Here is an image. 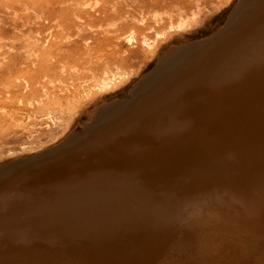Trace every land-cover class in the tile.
Segmentation results:
<instances>
[{
    "label": "bare ground",
    "instance_id": "1",
    "mask_svg": "<svg viewBox=\"0 0 264 264\" xmlns=\"http://www.w3.org/2000/svg\"><path fill=\"white\" fill-rule=\"evenodd\" d=\"M239 1L214 37L164 51L130 97L98 109L85 131L0 165V264H264V0ZM203 9L166 30L195 27ZM14 29L30 62L38 41ZM56 67H45L49 86L32 85L36 99L12 93L11 125L29 133L7 154L55 140L79 95L126 75L104 66L62 81Z\"/></svg>",
    "mask_w": 264,
    "mask_h": 264
},
{
    "label": "rangeland",
    "instance_id": "2",
    "mask_svg": "<svg viewBox=\"0 0 264 264\" xmlns=\"http://www.w3.org/2000/svg\"><path fill=\"white\" fill-rule=\"evenodd\" d=\"M239 2V0H230V2L226 0H0V47H2L0 52L2 54L6 52L4 55L0 53V61H2L0 62V165L24 161L25 158H31L29 154H32V157L36 156L38 152L42 153L61 145L73 134L77 135L85 131L86 127L88 128L100 119L97 116L99 110L111 103L124 102L130 97L128 95H131L135 87L141 84L142 77L149 76L155 69L161 57L166 54L163 53L164 51L184 53L195 44L214 37L229 20ZM197 7L204 9L200 12L199 21L195 27L183 32L166 30L170 24L175 23L178 15H189ZM179 11L181 13L178 14ZM24 18L25 22L27 20L28 22L26 26L21 27ZM142 18L144 20L139 22L138 19ZM13 21L15 24L12 23ZM30 25L31 28H29ZM14 27H20L23 33H30L38 41L36 47L39 50L35 48L37 55L34 59H30V62L22 58L24 56L22 45L19 40L13 38L14 33L18 34ZM130 32L134 41L127 44L124 38ZM144 36L149 39L150 47L142 43ZM183 42L185 43L182 45ZM57 47L61 50L56 51ZM53 65L61 67L60 69L56 67V69L57 78L62 81L70 76L88 78L104 66L120 67L119 69L126 75L106 91L90 89L79 95L72 124L55 140L42 145L37 150L23 152L15 150L7 154L5 152L7 149L16 148L17 144L29 133V131H24L16 134V129L11 125L10 116L19 108L16 99L13 98L15 94L12 93L15 90L14 93L18 95L21 90L19 94L31 93L27 98L36 99L32 93L37 90H34L32 85L36 84L34 88L40 89L42 84H46L50 76L45 77V71ZM72 66L77 67L78 72L72 71ZM31 71L36 73L35 80L26 76ZM18 77L20 80L17 79ZM32 80L34 82L32 84L29 82V87L28 81ZM6 84H11L9 86L11 89L7 88L9 91L3 86ZM134 84L135 87H133ZM36 129L37 132L34 134L44 135L46 133L44 127H36ZM1 167L0 169L5 166Z\"/></svg>",
    "mask_w": 264,
    "mask_h": 264
}]
</instances>
